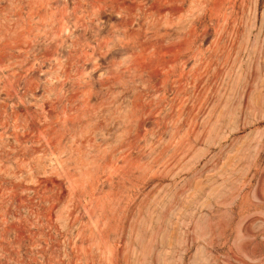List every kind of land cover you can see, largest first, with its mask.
Returning <instances> with one entry per match:
<instances>
[{"label": "rangeland", "instance_id": "1", "mask_svg": "<svg viewBox=\"0 0 264 264\" xmlns=\"http://www.w3.org/2000/svg\"><path fill=\"white\" fill-rule=\"evenodd\" d=\"M0 264H264V0H0Z\"/></svg>", "mask_w": 264, "mask_h": 264}, {"label": "bare ground", "instance_id": "2", "mask_svg": "<svg viewBox=\"0 0 264 264\" xmlns=\"http://www.w3.org/2000/svg\"><path fill=\"white\" fill-rule=\"evenodd\" d=\"M144 1H145V0H144ZM175 1H176V0H175ZM146 2H147V1H146ZM134 3H135V2H134ZM137 3H138V2H137ZM139 3H140V2H139ZM163 3H164V1H163ZM124 4H126V3H124ZM131 4H133V3H131ZM140 4H141V3H140ZM166 4H167V3H166ZM154 5H155V4H154ZM117 6H118V5H117ZM142 6H143V5H142ZM176 6H177V5H176ZM98 7L100 8V5H99ZM120 7H123V6H120ZM153 7L155 8V6H153ZM164 7H165V6H164ZM179 7H180V6H179ZM179 7H178V8H179ZM191 7H193V6H191ZM165 8H166V7H165ZM189 8H190V7H188V9H189ZM169 9H170L171 12H172V9H174V8L171 7V8H169ZM180 9L182 10V8H180ZM191 9H192V14H193V8H191ZM175 10H176V9H175ZM160 11H161V10H160ZM165 11H166V10H165ZM165 11H164V12H165ZM177 11H178V10H177ZM187 12H191V11H187ZM147 13H148V12H147ZM150 13H151V12H150ZM152 13H153V12H152ZM172 13H173V12H172ZM176 13H177V12H176ZM178 13H179V12H178ZM153 14H154V13H153ZM153 14H152V15H153ZM163 14H164V13H163ZM189 14H190V13H189ZM159 15H160V14H159ZM164 15H166V14H164ZM193 15H195V14H193ZM109 16H110V15H109ZM118 16H119V15H118ZM189 16H190V15H189ZM148 17H149V16H148ZM171 17H172V16H171ZM190 17H191V16H190ZM151 18H152V17H151ZM181 18H183V17H181ZM118 19H120V18H118ZM163 19H165V18H163ZM178 19H179V17L177 18V21H178ZM184 19H185V17H184ZM170 20H171V19H170ZM172 20H173V19H172ZM126 21H127V20H126ZM149 21H150V20H149ZM155 21H156V19H155ZM158 21H159V20H158ZM162 22H163V21H162ZM182 22H184V21L182 20ZM159 23H160V22H159ZM179 23H180V22H179ZM143 24H145V23H143ZM148 24H149V22H148ZM151 24H152V22H151ZM167 24H168V23H167ZM182 24H183V23H182ZM154 25H155V24H154ZM169 25H170V24H169ZM169 25H168V26H169ZM173 25H174V24H173ZM179 25H180V24H179ZM183 25H184V24H183ZM106 26H107V25H106ZM136 26L138 27V25H136ZM143 26H144V25H143ZM149 26H150V25H149ZM155 26H156V25H155ZM170 26H171V25H170ZM180 27H182V26H180ZM193 27H194V26H193ZM101 28H102V27H101ZM130 28H131V27H130ZM144 28H145V27H144ZM151 28H152V27H151ZM154 28H155V27H154ZM161 28H162V27H161ZM167 28H168V27H167ZM42 29H43V28H42ZM145 29H146V28H145ZM147 29H148V26H147ZM136 30H137V29H136ZM190 30H191V28L189 29V31H190ZM192 30H194V29L192 28ZM102 31H104V29H103ZM132 31H133V30H132ZM187 31H188V30H187ZM115 32H116V31H115ZM118 32H120V31H118ZM135 32H136V31H135ZM58 33H60V32H58ZM133 33H134V32H133ZM133 33H132V34H133ZM171 33H172V32H171ZM188 33H189V32H188ZM116 34H117V33H116ZM132 34H131V35H132ZM164 34H165V33H164ZM167 34H168V33H167ZM175 34H176V33H175ZM189 34H190V33H189ZM118 35H119V34H118ZM148 35H149V34H148ZM176 35H177V34H176ZM186 35H187V34H186ZM112 36H113V35H112ZM119 36H120V35H119ZM129 36H130V35H129ZM155 36H156V35H155ZM188 36H190V35H188ZM192 36H193V35H192ZM120 37H121V36H120ZM152 37H153V36H152ZM156 37H157V36H156ZM183 37H184V36H183ZM108 38H109V37H108ZM121 38H122V37H121ZM162 38H163V37H162ZM165 38H166V37H165ZM113 39H115V38H113ZM104 40H105V39H104ZM161 40H162V39H161ZM184 40H185V39H184ZM176 41H177V40H176ZM180 41H181V40H180ZM180 41H179V42H180ZM105 42H106V41H105ZM109 42H110V41H109ZM174 42H175V41H174ZM113 43H114V41H113ZM144 43H145V42H144ZM166 43H167V42H166ZM182 43H183V42H182ZM182 43H181V44H182ZM110 44H112V43L110 42ZM146 44H147V42H146ZM168 44H169V43H168ZM172 45H173V44H172ZM179 45H180V43H179ZM138 46H139V45H138ZM180 46H181V45H180ZM160 47H161V46H160ZM166 47H167V45H166ZM164 48H165V47H164ZM170 48H171V47H170ZM170 48H169V49H170ZM174 48H175V47H174ZM177 48H180V47L177 46ZM124 49H125V47H124ZM150 49H151V48H150ZM167 49H168V47H167ZM169 49H168V50H169ZM12 50H13V49H12ZM162 50H163V49H162ZM164 50H165V49H164ZM164 50H163V51H164ZM172 50H174L173 47H172ZM175 50H177V49H175ZM175 50H174V53H176V52L178 51V50H177V51H175ZM59 51H60V50H59ZM87 51H88V50H87ZM126 51H127V50H126ZM137 51H138V50H137ZM163 51H162V52H163ZM197 51H198V50H197ZM130 52H131V51H130ZM144 52H145V51H144ZM162 52H161L160 54H162ZM165 52H166V51H165ZM167 52H169L170 54H172V53L170 52V50L167 51ZM195 52H196V50H195ZM177 53H178V52H177ZM27 54H28V53H27ZM58 54H60V53H58ZM114 54H115V53H114ZM131 54H133V53H131ZM145 54H146V53H145ZM157 54H158V53H157ZM157 54H154V55H157ZM160 54H158V55H160ZM181 54H182V53H181ZM55 55H56V54H55ZM173 55H175V54H173ZM173 55H172V57H170L168 54H166V56L170 57V59H169V58H168V59H169V60H172V61H173V57L177 58V55H175V56H173ZM194 55H196V54H194ZM57 56H58V55H57ZM135 56H136V55H135ZM137 56H138V55H137ZM148 56H150V55H148ZM148 56L146 55V57H148ZM151 56H153V55H151ZM146 57H145V58H146ZM159 57H160V56H159ZM159 57H158V58H159ZM149 58H150V60L153 59V57H152V58H151V57H148V59H149ZM171 58H172V59H171ZM186 58H188V57H186ZM190 58H191V57H190ZM54 60H55V59H54ZM99 60H100V59H99ZM101 60H102V58H101ZM184 60H185V59H184ZM144 61L146 62L147 60H144ZM153 61H154V60H153ZM185 61H186V60H185ZM149 62H151V61L148 60V63H149ZM175 62H176V60H175ZM182 62H183V61H182ZM186 62H187V61H186ZM197 62H198V61H197ZM148 63H147V65H148ZM45 64H46V63H45ZM145 64H146V63H145ZM150 64H151V63H150ZM167 64H168V63H167ZM169 64H170L169 66L172 67L174 63H170V62H169ZM171 64H172V65H171ZM191 64H192V63H191ZM143 65H144V64H143ZM183 65H184V64H183ZM169 66H168V67H169ZM174 66H175V65H174ZM184 66H185V65H184ZM187 66H188V65H187ZM145 67H148V69H149V66H145ZM168 67H167V69H171V68H168ZM157 68H158V67H157ZM161 68H162V67H161ZM163 68H166V67L163 66ZM196 68H197V67H196ZM143 69H144V68H143ZM143 69H142V70H143ZM154 69H155V68H154ZM183 69H184V67H183ZM145 70H147V69H145ZM145 70H143V71H145ZM157 70H158V69H157ZM159 70H160V69H159ZM165 70H166V69H165ZM187 70H188V69H187ZM77 71H79V70H77ZM163 71H164V70H163ZM167 71H169V70H167ZM61 72H62V70H61ZM152 72H153V71H152ZM184 72H185V71H184ZM187 72H188V71H187ZM150 73H151V72H150ZM185 73H186V72H185ZM180 75H181V74H180ZM199 75H200V74H199ZM185 76H186V75H185ZM91 77H92V76H91ZM194 78H195V77H194ZM78 79H79V78H78ZM197 79H198V77H197ZM179 80H180V79H179ZM161 81H162V79H161ZM193 81H194V80H193ZM157 82H159V80H158ZM184 82H185V81H184ZM161 83H163V82H160V84H161ZM178 83H179V82H178ZM196 83H197V82H196ZM158 84H159V83H158ZM172 84H173V83H172ZM158 86H159V85H158ZM159 88H160V87H159ZM173 88H174V87H173ZM175 89H176V88H175ZM181 89H182V88H181ZM177 94H178V93H177ZM171 95H172V94H171ZM161 97H162V96H161ZM172 97H173V95H172ZM176 97H177V96H176ZM29 98H30V97H29ZM154 98H155V97H154ZM92 99H93V98H92ZM149 101H150V100H149ZM66 102H68V101H66ZM69 102H70V101H69ZM166 105H167V104H166ZM72 107H73V106H72ZM178 108H179V107H177V109H178ZM64 110H65V109H64ZM148 110H149V109H148ZM63 112H64V111H63ZM96 118H97V117H96ZM64 119H65V118H64ZM94 121H95V120H94ZM43 127H44V126H43Z\"/></svg>", "mask_w": 264, "mask_h": 264}]
</instances>
